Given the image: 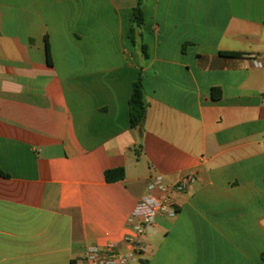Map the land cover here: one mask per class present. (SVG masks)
Segmentation results:
<instances>
[{
    "label": "crops",
    "instance_id": "1",
    "mask_svg": "<svg viewBox=\"0 0 264 264\" xmlns=\"http://www.w3.org/2000/svg\"><path fill=\"white\" fill-rule=\"evenodd\" d=\"M136 4L0 0V264L123 250L149 185L185 175L131 264H262L264 0H143L134 45Z\"/></svg>",
    "mask_w": 264,
    "mask_h": 264
},
{
    "label": "built area",
    "instance_id": "2",
    "mask_svg": "<svg viewBox=\"0 0 264 264\" xmlns=\"http://www.w3.org/2000/svg\"><path fill=\"white\" fill-rule=\"evenodd\" d=\"M252 64L257 69L264 70V54L252 59ZM194 181L192 175L183 176L173 185H165L161 178H156L149 185V193L143 196L134 206L127 220L128 234L123 239L124 249L120 250L114 243L105 247L88 246L83 256L70 261V264H131L137 261L144 251L141 239L146 230L153 223L156 216L165 215L172 218L177 209L172 200L174 193L183 192ZM156 191L158 194L152 193Z\"/></svg>",
    "mask_w": 264,
    "mask_h": 264
},
{
    "label": "trees",
    "instance_id": "3",
    "mask_svg": "<svg viewBox=\"0 0 264 264\" xmlns=\"http://www.w3.org/2000/svg\"><path fill=\"white\" fill-rule=\"evenodd\" d=\"M142 1L143 0H137V4L133 9V27L128 33V38L134 45H138L137 37L139 36V29L143 21V15L140 9V4ZM139 47L143 56L146 57V46L139 43ZM146 107L147 104L143 92L142 76L139 75L136 81L132 84V93L128 101V117L129 125L131 128H136L142 124L146 112ZM0 175H2V173H0ZM104 178L108 183L121 181L124 178V171L123 169L106 171L104 173ZM261 263L264 264V253L261 254Z\"/></svg>",
    "mask_w": 264,
    "mask_h": 264
}]
</instances>
